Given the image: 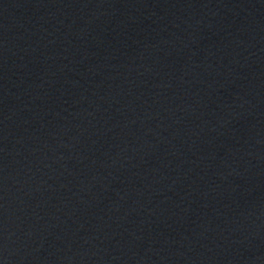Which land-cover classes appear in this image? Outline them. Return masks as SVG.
I'll use <instances>...</instances> for the list:
<instances>
[{"label": "water", "instance_id": "1", "mask_svg": "<svg viewBox=\"0 0 264 264\" xmlns=\"http://www.w3.org/2000/svg\"><path fill=\"white\" fill-rule=\"evenodd\" d=\"M264 74V0H0V264H114Z\"/></svg>", "mask_w": 264, "mask_h": 264}]
</instances>
